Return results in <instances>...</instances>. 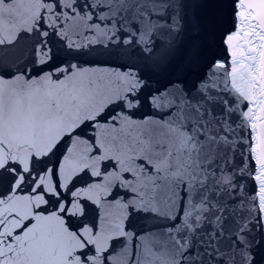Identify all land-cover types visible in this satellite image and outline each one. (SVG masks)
<instances>
[{"label":"snow or ice","instance_id":"1","mask_svg":"<svg viewBox=\"0 0 264 264\" xmlns=\"http://www.w3.org/2000/svg\"><path fill=\"white\" fill-rule=\"evenodd\" d=\"M0 264H264V0H0Z\"/></svg>","mask_w":264,"mask_h":264}]
</instances>
